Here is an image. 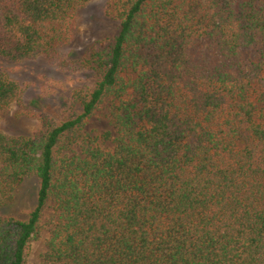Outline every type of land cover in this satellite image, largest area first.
Returning a JSON list of instances; mask_svg holds the SVG:
<instances>
[{
    "label": "trees",
    "instance_id": "1",
    "mask_svg": "<svg viewBox=\"0 0 264 264\" xmlns=\"http://www.w3.org/2000/svg\"><path fill=\"white\" fill-rule=\"evenodd\" d=\"M90 1L0 0V61L63 65ZM113 8L118 33L82 64L96 82L73 94L80 112L41 114L32 137L0 131V207L38 181L26 219L0 217V264H27L49 203L45 264H264V0ZM22 94L0 69V111ZM98 115L110 150L86 130Z\"/></svg>",
    "mask_w": 264,
    "mask_h": 264
},
{
    "label": "rangeland",
    "instance_id": "2",
    "mask_svg": "<svg viewBox=\"0 0 264 264\" xmlns=\"http://www.w3.org/2000/svg\"><path fill=\"white\" fill-rule=\"evenodd\" d=\"M116 1L91 0L78 13L76 40L70 47L61 50L66 57L63 65L54 64L44 55L16 63L0 61V69L23 89L20 101L0 111V131L3 134L32 137L41 130V114L59 123L80 112L73 94L93 89L96 82L95 74L85 70L82 64L95 43L112 39L118 33L120 21L113 8ZM86 130L93 138L101 139L99 144L104 149L113 148L111 144L102 142V137L108 132L112 138L116 136L102 115L94 117ZM37 192V179L26 178L18 187L13 201L0 207V217L26 219L36 206ZM55 218L54 204L49 203L42 221L41 238L32 243L27 264H45L46 241Z\"/></svg>",
    "mask_w": 264,
    "mask_h": 264
}]
</instances>
